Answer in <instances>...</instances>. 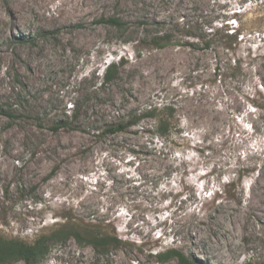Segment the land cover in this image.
Here are the masks:
<instances>
[{
  "label": "rangeland",
  "instance_id": "obj_1",
  "mask_svg": "<svg viewBox=\"0 0 264 264\" xmlns=\"http://www.w3.org/2000/svg\"><path fill=\"white\" fill-rule=\"evenodd\" d=\"M66 217L124 244L39 264L264 263V0H0V236Z\"/></svg>",
  "mask_w": 264,
  "mask_h": 264
},
{
  "label": "trees",
  "instance_id": "obj_2",
  "mask_svg": "<svg viewBox=\"0 0 264 264\" xmlns=\"http://www.w3.org/2000/svg\"><path fill=\"white\" fill-rule=\"evenodd\" d=\"M110 21L115 25H121L118 20L111 19ZM237 38L235 37V39ZM171 39V36L168 34L156 36L153 43L157 47H165L170 44ZM119 65L120 64L112 63L107 67L104 76V82L106 84L114 81L119 75ZM174 112V108L170 105L165 106L163 109L158 107L150 108L144 114L129 116L121 122L109 126L105 130V133H121L137 125L143 118H151L157 120L156 129L164 136L170 133L171 119ZM65 219L64 223L56 224L33 243H28L19 239H7L0 236V264H12L19 261H24L25 264H39L48 257L53 246L58 244L65 245L71 240H75L80 246L93 247L100 256L108 255L124 244L117 235L103 233L93 225L78 223L68 217ZM155 257L161 263L177 260L179 264H204L195 261L193 258L187 257L178 249H167L157 252Z\"/></svg>",
  "mask_w": 264,
  "mask_h": 264
}]
</instances>
